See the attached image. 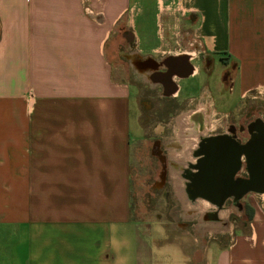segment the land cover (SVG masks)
I'll list each match as a JSON object with an SVG mask.
<instances>
[{
	"label": "crops",
	"instance_id": "1",
	"mask_svg": "<svg viewBox=\"0 0 264 264\" xmlns=\"http://www.w3.org/2000/svg\"><path fill=\"white\" fill-rule=\"evenodd\" d=\"M242 101L264 102V0H0V264H264V192L232 224L181 175ZM155 160L188 245L131 215Z\"/></svg>",
	"mask_w": 264,
	"mask_h": 264
},
{
	"label": "flooded vegetation",
	"instance_id": "2",
	"mask_svg": "<svg viewBox=\"0 0 264 264\" xmlns=\"http://www.w3.org/2000/svg\"><path fill=\"white\" fill-rule=\"evenodd\" d=\"M249 105L244 111L235 107L220 111L218 124L200 138L194 161L181 172L187 179V199L208 202L213 208L207 212L211 218L218 211H250L245 196L264 192V102ZM183 128L181 139L194 142L196 127L186 123ZM167 167L162 162L159 177L166 175Z\"/></svg>",
	"mask_w": 264,
	"mask_h": 264
},
{
	"label": "rangeland",
	"instance_id": "3",
	"mask_svg": "<svg viewBox=\"0 0 264 264\" xmlns=\"http://www.w3.org/2000/svg\"><path fill=\"white\" fill-rule=\"evenodd\" d=\"M119 39V36L117 33L113 35V40ZM117 60H119V54H114ZM217 63V60L215 61ZM118 76L121 77L122 75H125V69L122 68V70H116L118 72ZM125 77V76H124ZM143 106V105H141ZM153 106V105H152ZM239 106H241L242 111L246 107H250L248 101H242V103H239ZM145 110V109H144ZM146 111V110H145ZM144 115H141L140 120L144 119ZM157 118H153L152 120H156ZM169 146V144H167ZM169 152L171 149H167ZM145 160L140 155L138 157H135L136 159L140 160V163H143V160L147 163L150 161L149 158L151 157L148 152V148H146L145 152ZM136 163V162H135ZM140 165H134L133 172H135L132 176L130 185H131V191H130V202H131V215L133 218L141 221L142 223H146L148 225V233L151 234V237L153 238L154 242L157 243V221L162 222L165 226L164 232L162 233V237L167 241H176L179 243H183L184 245H188L191 235V231L188 230L189 226L192 224L197 223V215L187 214L180 209V207H177V204L179 205L182 199L179 197H174L173 192V183L171 179L169 178V170L168 167L166 169V175L164 176L165 185L161 187V181L159 180V177L157 176V164L155 160V169H153V173L143 174L138 173L140 170ZM156 170V171H155ZM149 170H147L148 172ZM151 176L150 178H147L148 176ZM147 178V179H146ZM172 188V189H171ZM183 202V201H182ZM258 203H261L260 201ZM189 208V207H188ZM187 209V208H186ZM248 210L244 211V213H247ZM188 219H185L183 221L189 220L186 225L184 226H177L175 222H181V217H187ZM242 216V215H241ZM240 214L236 212L229 213L227 219L229 222H233L236 224H242L246 225L247 218H242ZM191 217V218H190ZM244 217V216H243ZM174 221V222H173ZM184 228V229H181ZM187 231V232H186ZM216 235V234H215ZM192 264H195L194 260L192 261Z\"/></svg>",
	"mask_w": 264,
	"mask_h": 264
}]
</instances>
